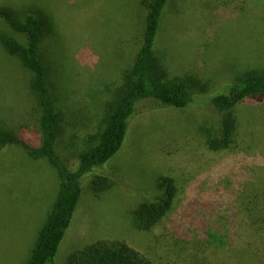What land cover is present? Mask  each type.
I'll return each instance as SVG.
<instances>
[{
    "label": "rangeland",
    "instance_id": "374dc122",
    "mask_svg": "<svg viewBox=\"0 0 264 264\" xmlns=\"http://www.w3.org/2000/svg\"><path fill=\"white\" fill-rule=\"evenodd\" d=\"M10 1L18 13L35 7L51 17L54 37L44 43L42 55L58 106L71 122L57 152L75 170L76 151L96 143L104 105L132 67L146 13L141 0ZM4 34L26 42L0 22V36ZM159 42V55L167 50L171 76L192 75L206 83L207 90L186 111L169 109L135 117L125 146L95 173L109 165L108 172H118L117 178L144 191L154 190L160 175L173 178L178 199L170 218L200 196L230 200L225 217L231 199L238 212L244 211V194L255 189L264 194V100L248 101L238 109L239 137L229 151H209L200 128L217 121L207 104L214 93L245 71H264V0H170ZM31 78L20 60L0 48V129L18 132L39 126L29 90ZM65 145L74 156L65 155ZM25 159L30 162L15 147L0 152V264L29 260L59 191L58 174L47 160L26 163ZM118 187L100 197L89 190L80 201L56 264H67L75 251L103 240L128 243L154 264H199L203 253L236 264L225 248L208 249L195 229L188 240L171 232L170 222L156 231H137L132 211L151 199V191L136 198ZM215 223L218 227L222 220ZM250 264H264V248L254 251Z\"/></svg>",
    "mask_w": 264,
    "mask_h": 264
},
{
    "label": "trees",
    "instance_id": "16d2710c",
    "mask_svg": "<svg viewBox=\"0 0 264 264\" xmlns=\"http://www.w3.org/2000/svg\"><path fill=\"white\" fill-rule=\"evenodd\" d=\"M170 0H141L145 18L140 46L132 67L123 73L121 83L113 98L104 105L99 122L96 143L86 149H78L74 157L75 170L67 166L57 152L59 139L68 133L71 122L58 106L49 83L50 70L43 59L42 47L54 36L50 16L39 8L29 7L22 12L13 10L10 0H0V22L22 35V43L11 35L0 36V48L20 60L30 72V94L36 101L38 127H24L18 132L0 129V152L18 148L30 162L47 160L56 170L59 191L47 220L43 223L29 260L25 264H56V257L72 226L80 201L92 190L100 197L116 186L131 197L143 196L144 189L136 183L117 178L118 172H108L106 166L125 146L135 117L164 110L186 111L196 103V97L206 92L207 84L192 75L171 76L165 50H160V30ZM264 100V71L248 70L231 84L214 93L210 105L217 121L200 128L207 149L222 153L233 149L239 137L238 109L248 101ZM68 135V134H67ZM66 135V136H67ZM71 143H69L70 145ZM69 145L63 147L73 154ZM74 149V148H72ZM70 151V152H69ZM74 156V154H73ZM26 163H30L25 159ZM104 171V172H103ZM128 187L134 189L129 190ZM151 191V199L135 205L132 211L134 228L140 232L156 231L170 222L169 230L178 238L191 239V229L207 242L208 249L225 248L226 256L236 264H250L255 250L264 248V194L246 193L242 197L244 211L238 212V204L231 199L230 214L223 216L230 200H204L202 196L190 199L173 218L178 199V187L173 178L160 175ZM222 223L217 227L216 220ZM65 245V244H64ZM199 264H225L213 255L203 253ZM67 264H154L141 251L128 243L103 240L72 253Z\"/></svg>",
    "mask_w": 264,
    "mask_h": 264
}]
</instances>
